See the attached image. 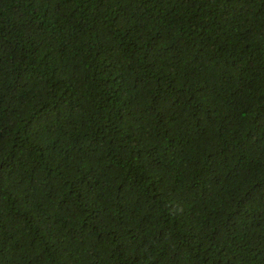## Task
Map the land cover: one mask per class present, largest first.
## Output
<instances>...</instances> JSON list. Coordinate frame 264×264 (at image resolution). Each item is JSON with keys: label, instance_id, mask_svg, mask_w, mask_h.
<instances>
[{"label": "trees", "instance_id": "trees-1", "mask_svg": "<svg viewBox=\"0 0 264 264\" xmlns=\"http://www.w3.org/2000/svg\"><path fill=\"white\" fill-rule=\"evenodd\" d=\"M0 264H264V0H0Z\"/></svg>", "mask_w": 264, "mask_h": 264}]
</instances>
